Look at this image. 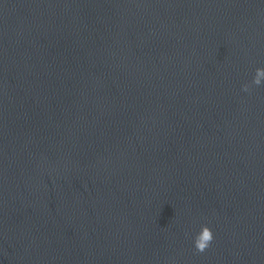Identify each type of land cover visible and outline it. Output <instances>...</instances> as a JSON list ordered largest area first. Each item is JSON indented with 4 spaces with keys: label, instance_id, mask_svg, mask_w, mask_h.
Here are the masks:
<instances>
[{
    "label": "water",
    "instance_id": "1",
    "mask_svg": "<svg viewBox=\"0 0 264 264\" xmlns=\"http://www.w3.org/2000/svg\"><path fill=\"white\" fill-rule=\"evenodd\" d=\"M257 68L264 0H0V264H264Z\"/></svg>",
    "mask_w": 264,
    "mask_h": 264
},
{
    "label": "clouds",
    "instance_id": "2",
    "mask_svg": "<svg viewBox=\"0 0 264 264\" xmlns=\"http://www.w3.org/2000/svg\"><path fill=\"white\" fill-rule=\"evenodd\" d=\"M264 84V68H257L255 70V75L251 81V84H244L242 90L245 92H250L252 86H261ZM213 232L207 225H202L200 232L194 238V247L198 253H203L209 248L211 242L213 241Z\"/></svg>",
    "mask_w": 264,
    "mask_h": 264
}]
</instances>
